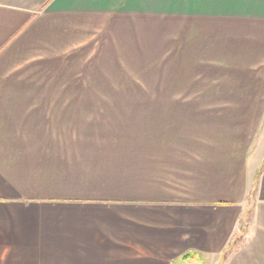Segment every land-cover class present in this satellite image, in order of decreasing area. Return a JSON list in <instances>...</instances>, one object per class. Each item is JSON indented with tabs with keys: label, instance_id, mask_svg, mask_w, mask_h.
Segmentation results:
<instances>
[{
	"label": "crops",
	"instance_id": "0c3cea01",
	"mask_svg": "<svg viewBox=\"0 0 264 264\" xmlns=\"http://www.w3.org/2000/svg\"><path fill=\"white\" fill-rule=\"evenodd\" d=\"M161 16L192 31L186 71L238 67L230 100L32 99ZM263 58L264 0H0V264H264V104L236 79Z\"/></svg>",
	"mask_w": 264,
	"mask_h": 264
},
{
	"label": "rangeland",
	"instance_id": "374dc122",
	"mask_svg": "<svg viewBox=\"0 0 264 264\" xmlns=\"http://www.w3.org/2000/svg\"><path fill=\"white\" fill-rule=\"evenodd\" d=\"M127 30L126 39L109 45L105 59H100L101 38L98 32L94 37L98 38L97 43L90 46L89 53L81 54L80 58L74 59L73 62H61L65 68L67 64H76L77 69L67 67L70 70L66 68L64 71L51 66L48 75L40 78L43 83L35 81L38 77H33L35 84L42 83L48 88L55 86V90L37 93L36 98L32 99H75L83 102L109 101L113 104H126L120 109H96L94 112L97 116H102L108 111L117 116L121 113L135 114L141 110L133 109L136 105L129 104L140 102L230 100L225 90L230 88L233 80L235 81V77L228 73L237 71L236 65L229 63L234 70H227V63L209 58L202 60L203 62L198 61L203 68L186 71L184 40L190 36V29L177 28L172 33L168 18L161 16L160 26L149 25ZM232 46L229 45L230 48ZM211 68L219 74H213L209 71ZM63 71L66 75L59 76L58 73L63 74ZM69 73H75V76H69ZM245 73L248 75L236 78L239 79L237 83L246 85L245 95H242L241 99L242 105L247 108L249 90L252 89L260 92V100L264 104V58L247 66ZM217 90L221 93L214 92ZM117 104L115 106H119ZM257 138V152L251 155L253 161L264 157V122ZM245 217L248 222L251 211L246 212Z\"/></svg>",
	"mask_w": 264,
	"mask_h": 264
}]
</instances>
